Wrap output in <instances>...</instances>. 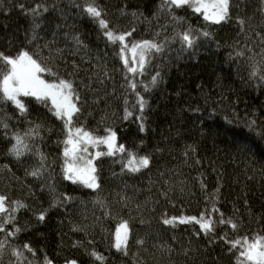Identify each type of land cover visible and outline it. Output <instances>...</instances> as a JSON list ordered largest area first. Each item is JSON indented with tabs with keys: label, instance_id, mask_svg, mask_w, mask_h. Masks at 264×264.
<instances>
[{
	"label": "trees",
	"instance_id": "trees-1",
	"mask_svg": "<svg viewBox=\"0 0 264 264\" xmlns=\"http://www.w3.org/2000/svg\"><path fill=\"white\" fill-rule=\"evenodd\" d=\"M34 2L0 0V52L14 56L23 48L38 50L26 39L30 18L18 6L24 4L28 8ZM96 3L111 26L123 31L135 29L128 37L129 43L153 39L159 26L169 19L163 14L158 18L153 15L159 0ZM61 7L65 8L67 24L78 30L88 47L78 49L61 35L50 49L40 53L55 74L42 73V78L52 81L59 76L90 84L91 88L80 87L81 99L77 103L81 112L74 124L98 135H104V128L110 126L120 143L141 155L151 153L153 160L148 169L122 173L121 165L114 163L117 158L100 157L94 163L101 189L93 192L72 185L61 177L63 144L58 142L65 138L63 122L34 98H22L28 103L31 116L39 113L44 120V139L37 144L48 157V168L42 179L26 175L25 169L36 164V157L29 154L16 161L7 154L10 141L0 137V193L23 201L32 209L17 213V226L23 230L13 245L30 243L36 256L25 255L34 264H43L45 255L53 264H64L65 258H75L79 264H99L87 254L93 248L105 257L104 264H236L235 256L222 240L210 244L204 236L195 235L198 226L178 223L172 227L162 221L198 215L206 207L208 193L219 188L217 207L226 217L239 222L240 228L233 233L226 226H219L217 235L227 232L231 238L264 233V82L249 78L250 65L261 57L256 55L253 60V53L245 49L247 39L255 44V33L264 34V15L257 11L260 0H233L232 19L219 25L204 21L190 9L176 10V15L185 17V26L207 31L210 37L201 36L194 49L179 54V44L171 45V52L153 61L161 65L163 79L155 87L150 86L148 92L138 87L149 104L145 113L149 130L144 134L139 132L134 118L121 119L125 94L122 86L125 75L131 74L126 72L113 47H105L98 25L76 15L68 0H61ZM48 16L52 18L53 14ZM238 16L246 20L247 36L235 22ZM40 35L52 39L47 31L42 30ZM237 51H244L245 55L229 59V54L234 56ZM73 61L79 72L69 77ZM153 74L155 68L139 79L148 84ZM129 99L134 96L130 94ZM3 111L12 117L8 123L13 130L22 131L27 126L22 119L17 123L20 118L10 102ZM156 145L166 150L155 152ZM186 145L196 148L195 157L187 165L182 155ZM100 150L106 151L104 146ZM196 158L200 165L195 164ZM200 180L206 184V190L201 188ZM46 184H54L57 192H69L77 199L66 208L51 209L46 221L37 223L33 211L48 208L52 199L47 187L42 190ZM121 196L128 199L121 200ZM97 199L104 206L94 204ZM122 221H127L130 229L127 255L114 247ZM73 224L85 227L86 231L73 232ZM139 240L144 243H137ZM76 241H82L83 246L73 247ZM0 264H16L8 247Z\"/></svg>",
	"mask_w": 264,
	"mask_h": 264
},
{
	"label": "snow or ice",
	"instance_id": "snow-or-ice-1",
	"mask_svg": "<svg viewBox=\"0 0 264 264\" xmlns=\"http://www.w3.org/2000/svg\"><path fill=\"white\" fill-rule=\"evenodd\" d=\"M233 0H159L156 11L153 13L157 18L163 14L169 18L168 23L160 25V31L155 32L153 39H144L140 41L128 42V37L132 35L130 31L119 30L110 25L105 18V13L96 0H68V6L76 10V15L81 18L87 17L94 24L98 25L99 35L105 41V47L112 46L116 56L122 62L126 72L131 75H125V94L123 99L122 120L128 121L134 118L138 125L140 133L148 132L146 110L149 107L148 100L145 99L138 87H142L144 92L151 90L158 83L162 82L161 65L154 64V60L164 57L172 51L171 45L179 44L177 53H183L195 48L198 39L210 37L207 31H197L190 25H186L185 17L176 15L178 9H190L194 14L201 15L203 20L211 24H222L229 22L232 17L230 8ZM261 7L257 10L264 15V0H260ZM19 8L30 18V27L26 32V39L30 45H35L37 51H31L23 48L14 56L5 55L0 52V137L10 141L7 154L16 161H20L26 155L36 157V164L31 168L25 169V174L37 179H42L48 168V157L42 152L37 141L42 142L44 137L41 135L46 130L44 120L39 113L31 116L28 103L22 98H34L36 102L47 108L48 112L63 122L65 138L58 143L63 144V163L60 165L61 177L72 185H78L83 188L96 192L101 189L100 178L97 172L95 160L100 157H115L114 163L121 165V172L138 173L142 169H148L151 166L153 155L145 153L141 155L139 151L128 148L124 143L118 141L117 132L110 126L104 128V135H98L95 131L87 129L85 126L74 124V118L81 112L78 106L80 101V87L91 88L90 84H84L83 81H77L71 78H60L56 76L52 81L42 78V73L52 74L51 68L47 67L41 51L45 48H51L57 39L63 35L65 40H71L78 49H87L88 45L81 38L78 30H74L73 25L67 24V15L65 8L61 7V0H36L31 7L25 8L24 4H19ZM238 6V5H237ZM49 13L53 17L48 16ZM137 15V13H133ZM251 19V18H249ZM236 24L241 33H246V20L242 17L236 18ZM171 28L170 34L168 29ZM44 30L50 33L52 39L47 40L40 32ZM257 41L253 44L249 39L245 43V49L253 53L254 56L261 57L260 61H255L250 65L252 71L249 78H255L264 82V34L256 32ZM162 37V38H161ZM43 41V43H40ZM257 48L260 50L257 51ZM129 53L131 56L129 57ZM244 51H237L233 56L229 54V59L243 57ZM72 71L69 77L76 76L79 72V66L73 61ZM155 68V74L151 76L148 84H145L140 77H143L150 69ZM107 77V73H104ZM91 79V78H90ZM103 84V80H99ZM151 86V87H150ZM134 96L133 100L129 95ZM50 101V104H49ZM14 107L18 113L21 122L27 126L21 131L19 128L13 130L8 123L12 117L3 111L8 103ZM199 111V109H191ZM143 145V141H141ZM104 146L105 150H100ZM97 149L94 154L89 153V148ZM166 149L156 145L155 152H163ZM196 148L192 145H186L182 153L184 163L187 165L190 158H194ZM195 164L200 165L201 161L196 158ZM7 167V165H5ZM161 175H164L161 173ZM51 178V175L50 177ZM201 188L206 190L207 186L200 180ZM52 199L48 208H41L39 211H33L37 223H44L51 209L66 208L67 205L76 201L77 197L69 192H57L54 184H46ZM219 188L215 192L208 193L206 207L198 215L179 216L164 218L163 224L175 227L179 224H192L198 226L195 235L204 236L210 244L222 240L228 245V252L236 258V264H264V233L243 234L229 237L227 232L217 235L219 226H226L233 233H238L240 224L233 217H226L217 207ZM166 195V193H165ZM121 200L128 197L121 196ZM83 203V201H81ZM94 204L104 206L102 200L93 201ZM247 203V201H245ZM29 210V205L20 200H11L7 195L0 193V259H2L4 249L8 247L12 257H15L16 264H34L25 253L31 254L34 258L36 250L30 243L24 242L13 245V241L23 230L17 226V213L21 210ZM73 232H84L85 227L73 224ZM130 229L127 221H122L116 231V242L114 247L118 251H123L127 255V241ZM92 244V241H88ZM143 244V240L137 241ZM73 247H82V241H76ZM87 254L99 264H104L105 257L97 252L95 248L88 251ZM43 264H53V261L44 256ZM64 264H79L75 258H65Z\"/></svg>",
	"mask_w": 264,
	"mask_h": 264
},
{
	"label": "rangeland",
	"instance_id": "rangeland-1",
	"mask_svg": "<svg viewBox=\"0 0 264 264\" xmlns=\"http://www.w3.org/2000/svg\"><path fill=\"white\" fill-rule=\"evenodd\" d=\"M130 56H131V54L129 53V57H130ZM95 150H96V149L90 147V148H89V153L94 154V153H95Z\"/></svg>",
	"mask_w": 264,
	"mask_h": 264
}]
</instances>
